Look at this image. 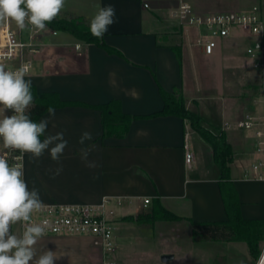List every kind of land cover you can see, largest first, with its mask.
Here are the masks:
<instances>
[{
  "label": "crops",
  "instance_id": "obj_1",
  "mask_svg": "<svg viewBox=\"0 0 264 264\" xmlns=\"http://www.w3.org/2000/svg\"><path fill=\"white\" fill-rule=\"evenodd\" d=\"M146 1L150 7L144 6ZM107 4L115 6L118 22L102 40L123 56L47 26L35 38L36 51L27 54L34 63L27 77L32 86L41 92H57L64 100L88 104L119 99L122 111L132 115L161 110V87L181 91L186 107L200 115L205 127L225 132L232 146V183L242 216L264 218V164L257 173L253 170L256 156L264 162V148L257 149L255 129L237 126L247 114L264 122V64L260 69L252 67L253 57L247 51L248 42L255 37L238 29L234 35L217 39L213 53H206L198 42L201 29L177 27L172 22L170 10L176 3L171 0H66L57 17H84L89 25L98 7ZM253 4L260 5L264 20L261 0L227 7L206 2L210 8L206 11L240 10ZM12 24L17 27L14 21ZM261 54L264 61V48ZM260 74L259 93L244 92L240 78L255 83ZM54 108V118L46 111L40 120L49 119L46 134L63 131L68 141L61 157L63 171L54 176L58 165L48 152L36 163L26 154L19 167L29 189H38L43 203L100 205L109 199L105 206L114 211L118 234L123 217L140 213L156 199L194 221L227 219L221 172L212 147L189 119L139 117L132 120L125 136H104L101 109L86 105ZM84 131L93 139L81 145L78 141ZM88 145H95L89 155L98 165L94 169L80 159V149ZM187 151L193 155L191 163L186 162ZM96 246L97 251H58L61 258L57 264H104L102 248ZM115 257L117 264H139L131 251H117Z\"/></svg>",
  "mask_w": 264,
  "mask_h": 264
},
{
  "label": "clouds",
  "instance_id": "obj_2",
  "mask_svg": "<svg viewBox=\"0 0 264 264\" xmlns=\"http://www.w3.org/2000/svg\"><path fill=\"white\" fill-rule=\"evenodd\" d=\"M65 6L66 0H0V22L12 20L20 30L31 27L46 31L48 24L59 16ZM117 22L115 6L107 4L98 7L91 17L89 31L93 37L103 39L109 27ZM26 75L27 69L23 65L15 71H8L0 65V107L4 111L11 109L14 113L0 119V141L9 150L0 155V264H55L61 258L56 251L37 247L45 235V227L32 222V213L43 207L39 190L35 187L29 189L23 170L10 164V160L17 158L14 152L18 151L30 154V161L36 163L48 152L51 160L58 165L54 176L59 175L63 171L61 157L68 141L63 131L46 134L49 119L35 122L26 114L35 104L32 82L25 79ZM47 112L49 118L55 117L54 107H48ZM92 139V134L84 131L78 142L85 145ZM94 148L95 145H88L80 149V159L90 169L98 167L95 161L89 160ZM18 222L25 225L20 235L11 228ZM256 264H264V250L260 252Z\"/></svg>",
  "mask_w": 264,
  "mask_h": 264
},
{
  "label": "built area",
  "instance_id": "obj_3",
  "mask_svg": "<svg viewBox=\"0 0 264 264\" xmlns=\"http://www.w3.org/2000/svg\"><path fill=\"white\" fill-rule=\"evenodd\" d=\"M171 1L176 3L170 10V18L173 22L183 27L193 26L205 29V32L201 31L198 42L203 46L206 53H213L217 46V39L231 36L235 28L250 33L259 42L261 49L264 48L261 44V38L264 35V20L259 4H253L240 10L200 12L191 0ZM144 6L150 7V3L146 1ZM40 32L31 27L20 30L12 24V20L0 22V65L8 71H15L23 65L27 69L25 77L27 79L34 65L32 58L28 57L27 54L36 51L37 41L35 38ZM53 33L55 34L57 31L54 30ZM247 51L254 58L255 67H261L264 64L262 54L255 53L252 46L248 47ZM12 114L14 113L11 109L3 110L0 112V119ZM237 126L255 129L258 141L257 149L261 151L264 148V122L259 117L247 114L238 121ZM8 151L0 141V155ZM14 155L17 158L10 160V164L20 167L26 154L16 151ZM185 158L187 163H191L192 153L187 151ZM263 164V161L254 164V172L257 173ZM108 200L105 199L100 205L92 203H43V207L39 211L32 213V222L43 225L45 235H89L93 238L94 243L102 248L104 264H117L115 255L118 251V245L115 239L114 211L105 206V202ZM146 202H149V199H146ZM18 224L23 232L25 225L20 222ZM262 250H264V244Z\"/></svg>",
  "mask_w": 264,
  "mask_h": 264
},
{
  "label": "trees",
  "instance_id": "obj_4",
  "mask_svg": "<svg viewBox=\"0 0 264 264\" xmlns=\"http://www.w3.org/2000/svg\"><path fill=\"white\" fill-rule=\"evenodd\" d=\"M48 26L69 32L76 37L86 41L96 43L106 48L110 53L123 56V54L106 44L102 39L93 37L85 23L84 17H56ZM261 44L264 46V35L261 38ZM178 55L180 53L178 52ZM35 104L27 110L31 120L40 121V117L47 111L48 107H59L66 105H86L96 107L102 110L104 136H125L130 128L134 118L154 117L165 115H176L181 118H187L194 130H196L212 147L213 156L218 165L221 177L220 187L222 197L228 214L225 220L212 221H194L189 217L178 215L167 209L163 203L156 199L149 206L148 211L124 218L135 219L137 222H154L157 219H185L190 222L192 233L196 240L211 241H232L245 240L250 248V253L256 259L259 257V242L264 240V218L247 219L244 218L240 210V200L238 193L232 183L230 162L233 159V149L227 141L225 132L216 133L205 127L201 122L200 115L186 107L184 97L181 91H169L160 88L164 100V106L161 110L147 115H132L122 111L121 101L112 99L102 104H88L77 100L61 99L57 92H41L32 86Z\"/></svg>",
  "mask_w": 264,
  "mask_h": 264
},
{
  "label": "rangeland",
  "instance_id": "obj_5",
  "mask_svg": "<svg viewBox=\"0 0 264 264\" xmlns=\"http://www.w3.org/2000/svg\"><path fill=\"white\" fill-rule=\"evenodd\" d=\"M195 7L200 12H209L206 2L212 7L234 6L241 2L253 3L258 0H193ZM260 1V0H259ZM264 11V0H261ZM204 10V11H201ZM173 22V21H172ZM178 27V23L173 22ZM180 26V25H179ZM89 28V25L87 26ZM190 29L191 26H185ZM238 29H234V33ZM205 32L204 28H201ZM250 35V33L245 32ZM197 34V33H196ZM234 35V34H233ZM80 39V38H79ZM220 39V37L218 38ZM186 41V37H185ZM255 53H261L262 49L256 40L248 42ZM251 55V54H249ZM252 67H254V58ZM260 69L259 67H255ZM243 84L244 92L247 90L260 91L261 74L255 83L252 80H246L243 76L240 78ZM254 86V87H253ZM4 109L0 107V112ZM257 163L258 156L255 157ZM149 207L140 213L148 211ZM139 214V213H138ZM134 215V218L138 216ZM124 218V217H123ZM121 219L120 234L115 229V239L118 245V251H131L133 259L139 264H254L257 260L250 253V248L245 240L232 241H211L196 240L192 233V227L189 221L185 219H157L154 222H137L135 219ZM13 232L18 234L19 225L11 226ZM116 228V226H115ZM58 235V236H55ZM264 240L259 242L260 252ZM38 248L52 251H97V246L93 243V238L84 234H51L44 235L39 241ZM164 254H173V258L163 261ZM57 264V261H55Z\"/></svg>",
  "mask_w": 264,
  "mask_h": 264
},
{
  "label": "water",
  "instance_id": "obj_6",
  "mask_svg": "<svg viewBox=\"0 0 264 264\" xmlns=\"http://www.w3.org/2000/svg\"><path fill=\"white\" fill-rule=\"evenodd\" d=\"M173 258V254H164L163 256H162V260L163 261H168V260H170V259H172Z\"/></svg>",
  "mask_w": 264,
  "mask_h": 264
}]
</instances>
